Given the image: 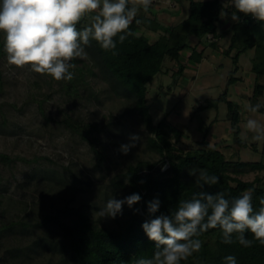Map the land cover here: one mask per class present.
Returning a JSON list of instances; mask_svg holds the SVG:
<instances>
[{
  "label": "rangeland",
  "instance_id": "1",
  "mask_svg": "<svg viewBox=\"0 0 264 264\" xmlns=\"http://www.w3.org/2000/svg\"><path fill=\"white\" fill-rule=\"evenodd\" d=\"M191 1L152 0L151 11L146 14L141 9L138 15L163 26H176L188 17ZM221 1L224 7L232 5V0ZM233 23L231 18L223 19L218 23L220 37L210 34L208 42L193 43L198 52H204L200 63L191 61L187 50L180 62L167 59L163 73L148 86L149 105L156 124L168 117L172 140L183 151L196 149L205 140L228 160L264 164V140L254 141L253 133L245 128L249 118L264 125V114L248 111L257 83L252 72L254 50L241 55L235 72L237 51L225 54ZM141 32L151 42L165 34L144 27ZM0 38L4 42L3 33ZM73 63L74 79L57 81L31 71L30 66L10 65L4 46L0 51V154L12 159L0 157L2 264H64L62 250L48 245L52 238L62 240V232L57 224L40 226L43 218L59 214L67 219L62 209L81 207L101 227L117 228L118 221H123L121 215L114 219L97 215L109 198H120L114 194L112 182L130 164L160 160L147 147L152 135L136 114L135 104L117 96L89 58ZM181 65L185 66L183 72ZM80 70L84 74L78 80ZM232 73L237 82L228 88V98L241 107L240 141L234 136L227 104L206 107L227 90ZM260 82L264 84V77ZM74 84L77 91L66 88ZM260 104L264 106V97ZM66 119L77 129L64 124ZM133 134L140 141L127 154L122 153L120 146L130 143ZM233 176L264 183V169L247 168ZM207 243L214 245V240Z\"/></svg>",
  "mask_w": 264,
  "mask_h": 264
},
{
  "label": "trees",
  "instance_id": "2",
  "mask_svg": "<svg viewBox=\"0 0 264 264\" xmlns=\"http://www.w3.org/2000/svg\"><path fill=\"white\" fill-rule=\"evenodd\" d=\"M129 6H132L131 1ZM150 11L149 8L148 12ZM235 11L233 4L224 7L221 0H192L188 17L176 26H163L155 19L137 15L130 25L133 35L122 44L119 43L118 36L114 38L117 41L116 55L112 51L103 50L94 40L90 46L85 47L93 66L109 82L113 92L135 104L136 114L152 135L147 147L158 154L160 160H140L136 164H130L112 182L114 194L119 195V199L134 193L141 196V200L131 208L127 204L123 205L122 214H118L123 221H118L117 228L101 227L81 207L62 209L67 219H61L59 214L43 218L40 226L57 224L62 232V240L52 238L48 245L49 248L62 250L64 264H136L141 257L151 258L156 245L148 239L142 224L161 214L174 213L180 201L190 200L201 191L213 194L223 192L225 198L231 201L251 188L254 189V211L264 206L260 204V200L264 199V183L260 179L248 182L233 176L244 173L247 168L264 169L263 163L228 160L217 147L206 145L205 140L200 147L183 151L172 140L170 130L173 127L168 117L156 124L149 105L148 86L163 73L166 60L180 62L182 53L187 50L190 52L189 59L200 63L204 52H198L193 43L208 42L210 34L214 38L220 37L217 34L218 23L231 18ZM236 14L240 19L231 25V43L225 54L229 56L237 51L233 58L237 72L241 55L254 50L252 72L256 75L257 83L250 103L260 104V99L264 97V84L260 82L264 77V23L256 21L250 15ZM136 20L140 22L136 23ZM87 24L88 20L85 18L77 25V29L82 30ZM143 27L155 32L162 30L165 34L156 42H151L141 32ZM3 46L4 42L0 40V51ZM211 46L216 47L217 44L212 43ZM184 68L181 65L180 71L183 72ZM83 74V70H80L78 80L83 78ZM236 82L237 78L232 73L227 90L206 107L218 108L221 103H226L234 136L240 141L241 107L228 98V88ZM66 88L77 91V84ZM0 89L2 90V86ZM257 113L264 114V106L261 105ZM64 124L73 130L77 129L71 120L66 119ZM0 157L12 161L5 154H0ZM165 166L168 168L162 170ZM193 169H207L210 175L219 177V183L201 188L195 177L189 175ZM154 199H159L160 207L156 213L150 214L148 203ZM196 238L202 241L201 250L181 261V264H226L224 257L227 255H234L237 264H264V246L254 240L250 231L246 232V238L253 240V246L247 248L238 242L222 243L219 228L209 229ZM209 239L214 240V245L207 243Z\"/></svg>",
  "mask_w": 264,
  "mask_h": 264
},
{
  "label": "clouds",
  "instance_id": "3",
  "mask_svg": "<svg viewBox=\"0 0 264 264\" xmlns=\"http://www.w3.org/2000/svg\"><path fill=\"white\" fill-rule=\"evenodd\" d=\"M129 4L130 0H0V33L4 34L7 61L17 68L30 66L31 71L57 81H71L76 68L73 61L89 58L85 47L94 40L103 50L116 55L114 38L118 36L122 44L132 36L130 25L141 9L148 12L152 0H131L132 6ZM232 4L236 10L231 15L233 21L239 22L236 13H241L264 23V0H232ZM85 18L88 24L78 30L77 25ZM260 107L259 103L250 104L248 111L256 113ZM245 128L253 133L254 141L264 140V125L257 120L249 118ZM140 139L130 135V143L122 144L120 151L127 154ZM189 175L201 188L219 183V177L210 175L207 169H193ZM253 192L249 188L230 201L223 192L201 191L190 200L180 201L174 213L145 221L142 228L155 242V251L151 258L137 259L136 264H181L201 250L202 241L196 237L216 228L221 230L224 244L238 242L251 247L253 240L246 238L250 231L254 240L264 246V206L254 211ZM140 200L135 193L123 199L109 198L97 215L114 219L122 214L123 205L131 208ZM260 204L264 205V199ZM159 207V199H154L148 203V212L154 214ZM224 260L226 264H237L234 255Z\"/></svg>",
  "mask_w": 264,
  "mask_h": 264
},
{
  "label": "water",
  "instance_id": "4",
  "mask_svg": "<svg viewBox=\"0 0 264 264\" xmlns=\"http://www.w3.org/2000/svg\"><path fill=\"white\" fill-rule=\"evenodd\" d=\"M3 258L0 257V264H2Z\"/></svg>",
  "mask_w": 264,
  "mask_h": 264
}]
</instances>
